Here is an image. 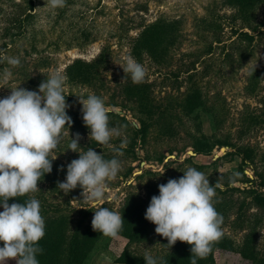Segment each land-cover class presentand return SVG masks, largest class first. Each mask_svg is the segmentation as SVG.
<instances>
[{
    "label": "rangeland",
    "instance_id": "obj_1",
    "mask_svg": "<svg viewBox=\"0 0 264 264\" xmlns=\"http://www.w3.org/2000/svg\"><path fill=\"white\" fill-rule=\"evenodd\" d=\"M13 1L23 0L0 3V8L6 11L0 15V48L6 40L2 36L9 25L7 14ZM37 1L34 26L41 38H36L33 44L29 33L15 39L10 56L23 59L19 67L0 68V99L10 95L13 88H24L39 74L49 76L50 72L59 70L66 75L67 66L74 60L92 62L108 48L112 51L110 57L98 68V74L89 75L91 82L75 84L66 75V94L100 96L109 114L124 116L136 128L140 127V118H149L139 104L143 98L141 102L136 98L145 96L154 103L174 100L179 106L171 133H164L154 123L149 130V143L134 144L130 126L109 116L111 127L123 126V134L110 141L116 148L125 144L123 155L116 157L122 169L108 182L110 191L96 207L83 199L79 186L68 194L57 187L58 182L66 179L67 165L79 158L78 153L69 150L70 138L78 133L84 151L91 147L105 159H112L114 152L111 147L90 141L87 127L74 124L69 134L67 128L64 130L63 139L54 151L57 159L52 163L58 172L54 183L53 179H48L50 183L41 181L40 191L28 196L38 199L41 210L47 209L51 218L60 220L65 215V223L71 228L81 218L80 209H92L85 216L84 221H88L105 203L103 207L123 216L119 238L97 232L99 239L86 264H116L124 250L142 258L147 251L157 260L172 252L178 241L171 248L166 246L168 241L156 234V226L145 219V214L151 198L159 195L158 186L169 179L178 180L189 166L205 173L212 186L218 184L215 207L223 216L224 236L236 241L248 255L244 258L237 251L218 247L213 254L214 264H264V206L253 201L254 191L264 193V0L253 5H246L243 0H70L66 20L60 24L55 23L59 10L45 6L47 0ZM158 19L176 29V41L169 52L150 50L141 58L136 56L131 50L133 40L143 24ZM256 24L257 31L251 30ZM82 26L92 30L90 43L78 31ZM241 29L254 35L253 41H240L235 31ZM57 40L62 46L64 40H70L74 47L55 51L49 44ZM80 41L87 45L75 46ZM233 41H237L234 46ZM45 56L49 59H43ZM127 56L134 57L147 70L146 88L124 91L122 83L131 78L125 76L118 64L123 65ZM5 69L12 73L7 82L2 79ZM198 86L205 99L208 98L215 120L202 108L193 113L185 109L192 94L188 93ZM32 88L31 91H38L35 86ZM79 114L78 119L83 122L82 111ZM200 135L217 140L218 145L209 154L194 150L193 142ZM94 143L97 147L92 146ZM249 148L252 151L244 159L243 154ZM138 175L141 177L137 178ZM229 180L235 189L227 187ZM74 198L78 201L71 203ZM70 227L67 228L71 235Z\"/></svg>",
    "mask_w": 264,
    "mask_h": 264
},
{
    "label": "clouds",
    "instance_id": "obj_2",
    "mask_svg": "<svg viewBox=\"0 0 264 264\" xmlns=\"http://www.w3.org/2000/svg\"><path fill=\"white\" fill-rule=\"evenodd\" d=\"M45 6L63 8L66 0H47ZM3 59L12 67L21 66L19 57ZM118 65L133 83L145 81L147 70L134 57L127 56L124 64ZM11 76V71L5 69L2 79L7 82ZM66 82V75L55 70L40 83L38 91L19 86L0 99V264H39L37 256L43 253L39 241L45 236V220L40 201L34 196L23 203L9 201L40 191L38 182L52 172V162L57 159L54 151L64 130L67 128L69 134L73 124L67 114L70 105ZM77 98L82 105L83 123L90 129V141L111 147L114 157L105 159L91 147L84 151L77 133L70 138L69 150L78 153L79 158L67 165L66 179L57 187L68 194L79 186L83 199L96 207L110 191L108 182L122 169L116 157L123 155L125 144L116 148L110 141L123 134V126H110L109 109L100 96ZM158 187L159 195L151 198L145 219L156 226V234L168 241L169 248L177 241L190 245L191 264H197V259L212 253L214 244L224 235L223 216L215 207L218 184L212 186L205 173L189 166L181 178L169 179ZM74 201L78 200L74 198L71 203ZM123 224V216L106 207L98 208L91 221L94 231L110 238H119ZM144 260L145 264H158L147 251Z\"/></svg>",
    "mask_w": 264,
    "mask_h": 264
},
{
    "label": "trees",
    "instance_id": "obj_3",
    "mask_svg": "<svg viewBox=\"0 0 264 264\" xmlns=\"http://www.w3.org/2000/svg\"><path fill=\"white\" fill-rule=\"evenodd\" d=\"M4 0H0V3H2ZM244 2L248 3L246 5H253L258 0H243ZM70 3V0H66V6ZM66 6L63 8H58V14L56 16V22L55 23H62L66 20L65 12H66ZM143 6H140L142 8ZM38 10V1L37 0H23L20 2L13 1V6L10 12L7 14V21L9 25L6 28V32L4 36H2L5 41H3L2 46L0 49H3L0 51V68L3 70L5 66H9V64L6 62V60L3 59L4 56H10V53L12 52L13 45L16 43L15 39L19 38L20 36H27V34H30V41L31 43H35L36 38L39 37V32H37L36 27L34 26V21L37 17V11ZM4 10L0 8V15ZM6 14V11H4ZM169 22H166L164 20L158 19V21L152 23V24H143V29L139 33L138 37L133 40V43L131 44V50L132 53H135L138 57H143L144 53H147L145 51L150 50H158L159 53H165L166 51L169 52L171 45L174 44L176 41V34L175 30L171 29L168 26ZM175 24V23H173ZM140 26V25H139ZM253 31H257L258 25L251 26ZM178 29V28H177ZM242 30V29H241ZM237 30L235 33H237V36H239L240 41H253L254 35H251L247 31H241ZM80 34L82 35L83 39L85 41H89V38H91V32L90 28H86L85 26H82L78 30ZM27 33V34H26ZM261 33V32H260ZM233 41L232 44H236ZM49 45L54 46V50H69L74 47V45L70 42V40L65 41L64 40V46L60 45V42L57 40L53 43H50ZM84 42L80 41L75 46L83 47ZM109 47V46H108ZM112 51L108 48H105L92 62H87L83 59H76L73 61L72 64L68 65L66 68V75L70 78V80L75 84H86L88 82H91L89 79L90 74L97 73V70L99 67L103 66L107 60L110 57V53ZM244 51L241 53L242 57L244 56ZM229 55V54H228ZM23 58H20L22 61ZM43 59L48 60L49 57L45 56ZM0 69V71H2ZM1 77V72H0ZM48 76H44L42 74H39L35 78H31L28 81L27 86H25V89L31 90L32 87L35 86V88L38 90L39 85L42 81L46 80ZM144 81L143 83H133L132 80H127L126 82L122 83L124 91L127 90L129 92H134L140 87H147ZM193 92H189L188 98L189 101L187 102V106L185 109L189 110L190 113H193L194 110L197 108H202L205 111H212V106L207 102L208 98L202 94L200 90V86L195 87ZM66 94V93H65ZM68 95L66 97L67 103L70 105V107L67 110V114L72 118L73 124L77 126H83V122L79 121V113L81 111L82 105L78 102L79 95L75 94H66ZM88 95L83 96L86 98ZM143 98V101H142ZM140 100L142 113H146L148 115V119H142L140 118V127L136 128L131 122H129L124 116H120L116 113H111L109 116L115 117L117 119H120L122 122V125H128L133 130L132 135V142L134 144L140 143H149L150 140L148 138L149 130L150 128L156 124H159L162 128V131L164 133H171V130L173 126H176V121L178 117V102L174 100H170L169 102H162V103H154L151 102L148 97L140 96L136 98ZM212 115V119L215 120L214 114L210 113ZM193 116L197 117V114H194ZM77 131V130H76ZM79 131V130H78ZM217 141V140H216ZM214 139L210 138L209 136L200 135L197 137L193 142L194 150L197 153H210L211 149L218 145ZM97 143L92 144L93 147L96 146ZM252 149L249 148L248 151H245L243 154V158L247 159L251 153ZM51 158V157H50ZM56 161V160H54ZM56 169L52 167V172L50 174H46L44 177L41 178V181H52L53 183L58 175V172L55 171ZM129 174H132V167L128 170ZM131 172V173H130ZM51 175V176H50ZM141 177L140 175L137 176ZM49 179V180H48ZM39 181V182H41ZM38 182V183H39ZM50 183V182H49ZM232 181H228L227 187L230 189H235L231 185ZM30 197L23 196V197H17V200H10L9 204L15 203V202H25ZM253 201L259 206H264V193L260 191H254L253 195ZM106 204V203H105ZM104 204V205H105ZM44 207H48L47 204H43ZM103 205V206H104ZM102 206V207H103ZM46 209V208H44ZM91 208H85L80 209L81 218L78 219L76 225L74 228H71L68 224L65 223L66 218L65 215H62L63 217L59 219L51 218V214L48 213V210L45 211L41 210V214L44 217L45 220V236L44 238L39 241V247L43 249V253L39 254L37 256V259L39 261V264H86V261L93 249V246L99 239V235L96 231L93 230L91 221L92 219L88 221L86 220V215L91 213ZM141 212V210L139 211ZM138 212V213H139ZM142 213V212H141ZM139 213V216L141 215ZM137 215V214H136ZM135 215V216H136ZM134 216V217H135ZM71 228V235L68 234V228ZM2 243H0V247H2ZM225 248L228 250H233L239 252L244 258H247V252H245L237 243L236 241L230 240L226 236L223 235L222 239H220L218 242H216L213 246V251L211 254H209L204 259H197V264H214L213 254L214 250L216 248ZM191 246L182 243L178 241V245L174 246V249L169 254H164L162 258H159L158 264H191ZM116 263H122V264H145V260L142 257H138L134 254H132L129 250H124L123 253L115 260Z\"/></svg>",
    "mask_w": 264,
    "mask_h": 264
},
{
    "label": "crops",
    "instance_id": "obj_4",
    "mask_svg": "<svg viewBox=\"0 0 264 264\" xmlns=\"http://www.w3.org/2000/svg\"><path fill=\"white\" fill-rule=\"evenodd\" d=\"M116 264H122V263H116Z\"/></svg>",
    "mask_w": 264,
    "mask_h": 264
}]
</instances>
